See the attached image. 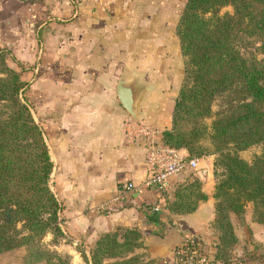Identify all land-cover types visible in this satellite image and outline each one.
I'll use <instances>...</instances> for the list:
<instances>
[{"label":"crops","instance_id":"obj_1","mask_svg":"<svg viewBox=\"0 0 264 264\" xmlns=\"http://www.w3.org/2000/svg\"><path fill=\"white\" fill-rule=\"evenodd\" d=\"M185 1L0 0V46L27 81L23 94L44 131L71 253L89 254L102 233L137 228L135 251L150 264H172L182 232L198 236L214 219L213 174L202 177L206 199L194 211L171 212V189L186 173L172 175L164 191L145 185L147 142L127 131L135 119L159 129L161 140L171 125L184 71L176 27ZM121 76L138 88L136 118L117 96ZM125 181L135 188L121 196ZM247 222L264 257V225Z\"/></svg>","mask_w":264,"mask_h":264},{"label":"trees","instance_id":"obj_2","mask_svg":"<svg viewBox=\"0 0 264 264\" xmlns=\"http://www.w3.org/2000/svg\"><path fill=\"white\" fill-rule=\"evenodd\" d=\"M228 4L232 12L221 13ZM176 32L185 75L162 143L204 153L197 144L206 131L203 120L217 96L224 97L209 135L215 164L223 170L214 191L221 250L237 242L234 219L243 222L246 200L253 203V219L264 224V0H186ZM7 55L0 46V252L39 241L47 231L64 234L44 131L24 97L27 82ZM255 143L261 151L251 161L238 154ZM204 199L198 181H185L176 184L167 207L189 213ZM141 245L137 228H117L99 235L89 258L81 255L86 264H150L135 251ZM228 255L217 254L230 262Z\"/></svg>","mask_w":264,"mask_h":264},{"label":"rangeland","instance_id":"obj_3","mask_svg":"<svg viewBox=\"0 0 264 264\" xmlns=\"http://www.w3.org/2000/svg\"><path fill=\"white\" fill-rule=\"evenodd\" d=\"M232 10H233V7L230 4L225 5L220 8L221 13L226 12V11L232 12ZM8 55H7V58H8ZM183 68H184V71H183L182 78L179 84V88L184 80V75H185V56H184V67ZM224 107H225L224 97L217 96V98L212 103L211 114L205 117L203 120V122L206 125V131H205V134L198 140L197 144H199L201 147H205L206 151L201 154H197V153L189 154L187 152L188 155L190 156L199 157L200 164L205 165V167L207 168V172H211L213 174L214 181H215L213 189H212V196L214 198V216H215V203H216V199L214 196L215 185L218 179L221 177L223 170L220 166L215 164V159L217 155L216 153L211 152L212 144H211L209 135L211 132L210 126H211L212 120L217 116L218 112L221 111ZM131 120L136 121L135 119H131ZM171 125H172V121H171ZM159 137H160V133H159ZM160 142L162 143V138ZM178 149H184V148H178ZM260 151H261V145L258 143H255L243 150L238 151V154L242 158L248 161H251L256 154L260 153ZM185 173L186 174L183 175L182 179L175 181L173 188L171 189V198L168 201L174 198V189L176 187V184L183 183L185 181H188V182L198 181L200 183V187L202 191L205 193V191L203 190L202 177L206 176V174H203L201 176V174L198 172L197 169L187 170ZM253 207L254 206H253L252 201L246 200L244 202V209H243V222L234 219V226L236 229L238 240L233 246L229 248H225V249L222 248L221 250L219 249L218 230L214 226V219L211 222V224L207 226V229H205V232H203L202 234L198 233V236L194 235L195 241L197 243V246L200 248L201 253L223 259L221 257H218L217 254L218 253L221 254L222 251H225L227 255L229 254L228 257H229L230 262L238 261V262H241L242 264H252L251 260H253L256 264H264V257H261L259 254H255L254 252V250H257L256 249L257 245L256 243L252 242V230L249 228L248 226L249 223L247 222L248 217H250L254 222H256L253 219V215H252ZM58 214H59V211H58ZM57 222L60 226L59 215H58ZM71 241H72L71 238H68L64 234H61V235L54 234L53 231H47L39 241L33 242L30 245H20V246H16L8 250L1 251L0 252V264H86L82 255L69 252L70 249H72L71 246L73 245ZM249 243L255 244V249L254 247L249 248L248 247ZM81 250L82 249H80V251ZM86 255L88 258L90 257V253ZM74 256H77V258Z\"/></svg>","mask_w":264,"mask_h":264},{"label":"built area","instance_id":"obj_4","mask_svg":"<svg viewBox=\"0 0 264 264\" xmlns=\"http://www.w3.org/2000/svg\"><path fill=\"white\" fill-rule=\"evenodd\" d=\"M127 124V131L131 136H141L147 142L145 160L149 173L144 180L145 185L164 191L170 177L178 172L197 169L201 175L206 174L207 168L200 164L199 157L184 154L178 148L161 143L160 131L156 127L132 120ZM134 188V185L125 181L120 187L119 194L124 196ZM173 252L172 264H242L238 261L225 262L223 259L201 253L194 235L187 231L182 232L181 239Z\"/></svg>","mask_w":264,"mask_h":264},{"label":"water","instance_id":"obj_5","mask_svg":"<svg viewBox=\"0 0 264 264\" xmlns=\"http://www.w3.org/2000/svg\"><path fill=\"white\" fill-rule=\"evenodd\" d=\"M116 92L121 104L136 118V102L138 99V88L134 81H125L121 76L116 85Z\"/></svg>","mask_w":264,"mask_h":264}]
</instances>
